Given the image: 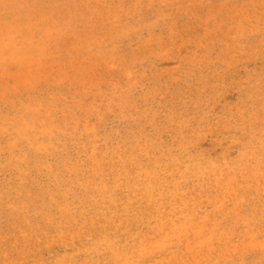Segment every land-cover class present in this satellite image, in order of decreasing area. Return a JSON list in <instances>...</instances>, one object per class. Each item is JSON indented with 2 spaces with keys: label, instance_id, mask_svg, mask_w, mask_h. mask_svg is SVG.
I'll return each instance as SVG.
<instances>
[{
  "label": "rangeland",
  "instance_id": "1",
  "mask_svg": "<svg viewBox=\"0 0 264 264\" xmlns=\"http://www.w3.org/2000/svg\"><path fill=\"white\" fill-rule=\"evenodd\" d=\"M0 264H264V0H0Z\"/></svg>",
  "mask_w": 264,
  "mask_h": 264
},
{
  "label": "bare ground",
  "instance_id": "2",
  "mask_svg": "<svg viewBox=\"0 0 264 264\" xmlns=\"http://www.w3.org/2000/svg\"><path fill=\"white\" fill-rule=\"evenodd\" d=\"M97 155V154H96ZM87 162V161H86ZM89 165V164H88ZM76 172V171H75ZM86 172V171H85ZM55 182V181H54ZM76 182V181H75ZM154 183V182H153ZM72 184V183H71ZM78 190V189H77ZM52 193V192H51ZM114 198V197H113ZM94 203V202H93ZM114 203V202H113ZM134 203V202H133Z\"/></svg>",
  "mask_w": 264,
  "mask_h": 264
}]
</instances>
